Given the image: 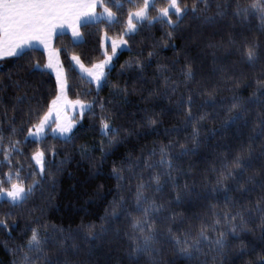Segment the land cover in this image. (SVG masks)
<instances>
[{
	"label": "snow or ice",
	"instance_id": "6c2138e0",
	"mask_svg": "<svg viewBox=\"0 0 264 264\" xmlns=\"http://www.w3.org/2000/svg\"><path fill=\"white\" fill-rule=\"evenodd\" d=\"M113 7H122L120 0H115L114 5L107 0H0V60L13 57L18 61L17 78L12 79L11 71L7 74L16 94L7 98L0 95V152L10 168L15 167L12 156L23 154L17 145L24 141L15 137L23 134L25 140L31 137L37 143L45 139L54 109V137L58 134L65 142L72 140L70 133L75 121L60 120L61 99L78 105L81 113L86 109L92 112L94 100L67 101L66 69L51 48V40L57 29L62 35L65 26L77 41L80 28L87 23H115L117 12ZM98 8L101 11L97 12ZM153 8L152 0H143L127 12L125 27L111 41L112 53L127 45L125 36L135 33L138 25L146 21L149 25L166 26L167 40L190 28V43L210 55V66L202 60L198 64L195 56L185 52L179 73L182 78L174 79L168 64L157 60L152 67L153 58L158 57L155 46L147 56L140 54L121 65L122 70L134 71L132 91L141 93L146 106L140 110L143 115L139 121L114 125L111 114L101 116L98 158L90 155L96 149L87 145L80 149L81 158L89 159L90 166L99 170L121 145L126 148L119 162L112 164L109 175L116 181V191L100 223L81 222L66 229L34 218L31 226H26L30 235L25 240L12 248L5 241V247L14 255L12 264H98L87 258L100 245H106L110 252L122 250L128 264H174L175 260L184 264H224L230 254L255 252L243 236H255L259 231L264 240V0H191L190 5L187 0H165L163 6L155 9V15L151 14ZM107 39L106 35L102 37V46ZM33 42L43 46L47 63L41 64L34 57L25 59L28 51H34ZM71 59L98 89L107 81V67L112 59L107 52L103 60L90 66L82 63L79 56L73 55ZM46 69L56 75L57 94L48 111L33 122L37 109L31 104L27 77L47 74ZM111 87L127 102V81L124 86ZM145 92L147 95H143ZM221 92L227 95H220ZM99 107L106 111L103 102ZM168 113L175 122L161 133L159 129L165 123L161 117ZM206 121H213L226 131L234 128L233 150L221 154L219 162L213 164L211 180L205 177V183L212 184L211 192L222 195V201L209 204L211 211L203 214L195 230L191 226L179 228L177 222L184 219V214L175 209L193 199L190 185L180 183V177L186 175L182 160L195 155L208 136L219 130L206 128ZM152 132L156 138L127 150L130 139ZM52 155L54 158L55 151ZM32 159L40 169L32 175L42 180L49 161L39 150L32 154ZM69 160L67 155L62 158L55 171H61ZM21 170L16 169L15 181L10 171L4 173L7 181H0V200L11 208L25 205L40 186L37 179L25 185L19 178ZM48 178L54 187L55 173L48 171ZM103 187L99 185L94 195L99 196ZM11 216L8 212L0 217V228L11 229L6 222ZM114 222L120 223L113 226ZM245 264H264V247Z\"/></svg>",
	"mask_w": 264,
	"mask_h": 264
},
{
	"label": "trees",
	"instance_id": "16d2710c",
	"mask_svg": "<svg viewBox=\"0 0 264 264\" xmlns=\"http://www.w3.org/2000/svg\"><path fill=\"white\" fill-rule=\"evenodd\" d=\"M110 5L115 4V0H107ZM165 0H153L154 8L152 9L155 15V9L163 6ZM189 5L191 0H187ZM122 7H113V11L117 12L115 23H109L106 20L101 23H87L80 28L82 39L73 41L70 35L63 32L55 35L53 39V48L59 53L61 65L66 69L67 85L66 93L70 100H82L87 102L95 101L92 112L87 109L80 116H77L76 126L73 128L70 135L72 140L58 138L51 134V127L47 129V137L39 143L34 139L28 138L25 140L21 134L15 139L24 141L17 145L23 153L22 155H13L12 160L15 167L10 168L3 161V154L0 152V181H7L4 173L11 172L12 180L17 179L16 169L22 168L19 173V178L25 182V185L31 183L33 179L40 180L39 176H33L32 172L39 173L32 154L37 150L45 153L47 161H49L47 170L40 186L29 197V200L21 208H11V206L0 200V217L5 213L11 212L12 216L6 221L11 225L10 230L0 228V264H12L14 255L5 247V241H8V248H12L15 244L26 239L30 232L26 226L30 227V221L34 218H39L40 222L47 221L49 225L63 226L64 228L75 227L76 225L90 223H100V217L104 215L105 207L112 199L115 193L116 181L109 175L114 161L119 162L120 157L125 153L124 145L113 154L109 155L104 164L99 170H95L90 166L89 159H82L80 149L87 145L89 148L96 149L91 152L93 157H99V146L101 136L99 135L101 116L111 114V122L114 125L124 124L131 120L139 121L143 112L140 110L146 106V101L141 99L139 91H132V80L135 76L134 71L121 69V65L126 64L131 58L137 57L140 54L147 56L149 50L154 46L158 52V57L152 60L154 68L157 60L168 64L173 71L170 75L174 79H180V69L184 63L185 52L189 56H195L198 64L202 60L206 65L211 64L210 55L200 52L199 49L190 43L191 29L185 28L183 32H177L170 40L166 39V26L159 23L149 25L146 21L139 24L135 33L125 36L128 41L126 47L121 49L112 61V66L107 70V81L98 89L90 80L82 76L73 66L71 57L79 56L82 63L90 66L104 59L105 52L110 53L111 49L107 46L105 52L101 43L102 37L105 35L109 39L117 38L118 33L125 27V19L127 12L134 9L143 3V0H120ZM174 18V17H173ZM187 45V47H185ZM203 47V45H200ZM34 51H28L25 59L35 58L41 64L46 63V54L43 50L33 47ZM183 49V51H182ZM27 51V49H26ZM176 60L177 63L172 62ZM17 60L13 57H6L0 60V87L5 98L14 96L15 90L12 87V82L7 79V74L13 73L12 79L17 77L16 67ZM23 63V61H19ZM71 66L70 71H68ZM47 74L35 73L27 77L28 79V94L33 97L31 104L37 109V114L33 122L37 121L44 112L48 111L49 103L57 94L56 80L49 70H45ZM199 71V70H198ZM24 75V73H20ZM127 81L129 87V96L127 102L122 101V94L116 95L112 89L113 84L124 86ZM248 90H245L247 94ZM147 95V93H143ZM220 95H227L226 92H221ZM175 99V97H173ZM199 99V98H198ZM111 101V103H109ZM103 102L105 112H102L99 104ZM162 103L167 104L168 101ZM208 110V109H205ZM93 112L95 115H93ZM164 120V125L159 129L162 133L163 128L175 122L170 113L161 117ZM19 120V115L17 116ZM206 128L215 127L219 129L218 124L213 121L205 122ZM142 132L144 130H141ZM27 132V126L24 128V133ZM233 129H219L215 135L208 136L205 144L195 154L184 157L182 166L186 175L180 177V183L187 182L193 189V199L191 202H185L176 207L177 212L184 214V219L177 222V227L187 228L189 226L195 230L200 219L205 212L211 211L210 203H215L217 200L222 201V195L213 194L211 192V183H205V177L211 180L214 174L210 171L214 163L219 162L221 154L231 152L236 144V140L231 135ZM183 135V133H181ZM203 136V133H202ZM156 138V133L152 132L147 136L141 135L140 138L133 137L127 142V150L138 147L146 142H150ZM53 151L56 155L53 158ZM70 156V160L62 166V170L56 172V166L59 161L65 156ZM191 165V171H188V166ZM48 171L54 172L56 175L55 186L48 178ZM103 184L104 187L99 196L94 195L98 186ZM30 213V214H29ZM120 222H114L116 226ZM23 229V231H22ZM51 231V228H49ZM9 237L11 239H9ZM246 242L250 243L255 248V252H259L261 247H264V240L260 238V233L257 231L255 236L248 234L243 236ZM255 252L249 250L244 255L238 253L230 254L224 261V264H245L246 260L254 259ZM170 255V254H169ZM92 261H97L98 264H128L122 250L113 249L111 252L106 245H100L93 250V255L90 258ZM174 264H184L182 260H175Z\"/></svg>",
	"mask_w": 264,
	"mask_h": 264
},
{
	"label": "rangeland",
	"instance_id": "374dc122",
	"mask_svg": "<svg viewBox=\"0 0 264 264\" xmlns=\"http://www.w3.org/2000/svg\"><path fill=\"white\" fill-rule=\"evenodd\" d=\"M152 2H153V0H152ZM108 41V43L106 44V48H107V46H109L110 47V49L112 48V46H111V42L110 41H112L111 39H107V40H105L104 41V43L103 44H105L106 42ZM124 47H126V45H122V46H120V47H118L117 48V51H116V53L115 54H111V52L110 53H107L108 55H110L111 54V56H112V59H111V61L109 62V65H108V67H107V70L109 69V68H111V66H112V61H113V59H114V57L118 54V52L121 50V49H123ZM52 49H54V48H52ZM55 51H56V54H57V56H58V58H59V61H60V57H59V53H58V51L56 50V49H54ZM105 50L106 49H104V52H105ZM112 51V50H111ZM46 54V53H45ZM47 59H48V57H47V54H46V63H47ZM60 64H61V62H60ZM72 64H73V66L75 67V69L82 75V76H84V77H86L88 80H90L91 81V78L90 77H88L87 76V74L86 73H81L80 72V70H79V67L76 65V63L74 62V61H72ZM47 70H49L52 74H53V76H54V78H55V80H56V75H55V73L54 72H52V70L51 69H47ZM95 86H97L96 85V83L95 82H92ZM65 95H66V97H67V93H66V86H65ZM67 101H75V100H70L68 97H67ZM58 108H59V118H60V120L62 121V122H69V121H75V123L73 124V128L76 126V123H77V121L75 120V118L77 117V116H80L82 113H81V111H80V107L78 106V105H75V104H72V103H66L63 99H61V101L59 102V104H58ZM56 120H57V111L54 109L53 111H52V113H51V115H50V117H49V123L51 124V126H52V128H51V134L53 135V128L55 127V123H56ZM49 128V127H48ZM47 128V129H48ZM73 128H72V130H73ZM56 136H58V134H56ZM31 138V137H30ZM31 139H33V138H31ZM35 162V161H34ZM35 165H36V163H35ZM36 167H37V169L40 171V169H39V166H37L36 165Z\"/></svg>",
	"mask_w": 264,
	"mask_h": 264
},
{
	"label": "crops",
	"instance_id": "0c3cea01",
	"mask_svg": "<svg viewBox=\"0 0 264 264\" xmlns=\"http://www.w3.org/2000/svg\"><path fill=\"white\" fill-rule=\"evenodd\" d=\"M99 11H101V10L98 8V9H97V12H99ZM63 32L68 33V34L70 35V37L72 38V40L74 41V38H73V36H72V32H71V30H69V29L67 28V26L64 27ZM59 33H60V29H57L56 33L53 34V37H52V40H51V48H53V39H54L55 35H57V34H59ZM81 39H82V36H81V33H80V37L78 38L77 41H80ZM77 41H75V42H77ZM110 42H111V41H110ZM107 43H108V41H107L105 44H103V50L106 49V44H107ZM111 46H112V44H111ZM121 46H122V45H121ZM32 47L39 48V49H41V50L44 51L43 46L40 45V44H38L37 42H33V43H32ZM111 50H112V48H111ZM44 52H45V51H44ZM111 54H112V51H111ZM111 54H110V55H111Z\"/></svg>",
	"mask_w": 264,
	"mask_h": 264
}]
</instances>
